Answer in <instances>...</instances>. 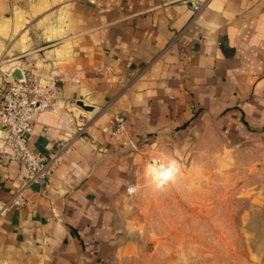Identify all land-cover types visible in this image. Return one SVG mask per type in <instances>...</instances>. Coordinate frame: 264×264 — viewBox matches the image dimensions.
I'll list each match as a JSON object with an SVG mask.
<instances>
[{"label":"crops","instance_id":"1","mask_svg":"<svg viewBox=\"0 0 264 264\" xmlns=\"http://www.w3.org/2000/svg\"><path fill=\"white\" fill-rule=\"evenodd\" d=\"M15 69L51 103L29 147L60 155L0 216V264H108L126 244L117 202L146 153L264 140V0H0V87ZM25 178L1 152L0 200Z\"/></svg>","mask_w":264,"mask_h":264},{"label":"rangeland","instance_id":"2","mask_svg":"<svg viewBox=\"0 0 264 264\" xmlns=\"http://www.w3.org/2000/svg\"><path fill=\"white\" fill-rule=\"evenodd\" d=\"M206 143L146 153L135 193L117 202L126 244L108 264H264V140Z\"/></svg>","mask_w":264,"mask_h":264},{"label":"built area","instance_id":"3","mask_svg":"<svg viewBox=\"0 0 264 264\" xmlns=\"http://www.w3.org/2000/svg\"><path fill=\"white\" fill-rule=\"evenodd\" d=\"M200 5L196 3L194 9L198 11ZM50 104L48 93L41 83L32 77L22 76L21 79L5 80L0 87V125L6 132V148H0V153L10 155L26 170L25 180L8 199L0 200V216L13 207L26 204L28 202L26 190L47 180L58 162L60 150L44 155L28 145L33 132V116L48 109ZM124 128L125 119L120 115H114L107 132L118 136L122 134ZM77 130L79 133H87L89 124L86 122ZM134 189L133 186L128 187L127 191L133 192Z\"/></svg>","mask_w":264,"mask_h":264},{"label":"water","instance_id":"4","mask_svg":"<svg viewBox=\"0 0 264 264\" xmlns=\"http://www.w3.org/2000/svg\"><path fill=\"white\" fill-rule=\"evenodd\" d=\"M12 77L14 78V79H21L22 77H21V73H20V71L18 70V69H15L14 70V72L12 73Z\"/></svg>","mask_w":264,"mask_h":264},{"label":"clouds","instance_id":"5","mask_svg":"<svg viewBox=\"0 0 264 264\" xmlns=\"http://www.w3.org/2000/svg\"><path fill=\"white\" fill-rule=\"evenodd\" d=\"M160 178H161V179H167V178H170V170L161 173V174H160Z\"/></svg>","mask_w":264,"mask_h":264}]
</instances>
